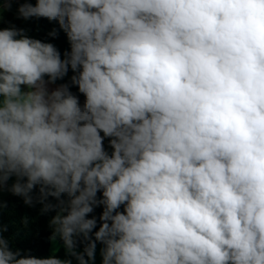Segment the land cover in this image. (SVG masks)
<instances>
[{
	"label": "clouds",
	"instance_id": "obj_1",
	"mask_svg": "<svg viewBox=\"0 0 264 264\" xmlns=\"http://www.w3.org/2000/svg\"><path fill=\"white\" fill-rule=\"evenodd\" d=\"M16 16L56 21L69 49L0 28V193L55 211L66 258L22 254L0 223V264H96L98 244L100 264H264V0Z\"/></svg>",
	"mask_w": 264,
	"mask_h": 264
},
{
	"label": "trees",
	"instance_id": "obj_2",
	"mask_svg": "<svg viewBox=\"0 0 264 264\" xmlns=\"http://www.w3.org/2000/svg\"><path fill=\"white\" fill-rule=\"evenodd\" d=\"M29 2L34 4L35 0H29ZM20 3L13 4L12 8L14 11L12 10L7 15L5 14L4 22L0 25V28H7L12 25H15L16 27L18 26L17 28H23L19 23L21 20L13 18ZM32 24L37 25L38 29L34 32L31 38L53 43L60 50L61 54L69 49L67 37L65 33L59 29V25L56 21H49L46 18H31L28 20V24L25 27ZM25 27L23 29H26ZM53 28L58 31V36L55 38L48 36V33ZM71 74L72 73L70 72L69 76H71ZM67 80L68 77H65L64 81H58L57 84L66 82ZM71 90L78 94L75 87ZM80 99L84 100V97L80 95ZM49 200L53 203L56 202L55 199L51 197ZM3 202L6 207L0 211V223L7 227V231H5L3 235L5 238L9 239L10 247L13 249H20L22 254H30L38 258H46L49 255H53L54 253L51 252L52 242L54 241L51 239L53 230L50 227L49 221L56 212L52 211L46 214H41L40 209L42 205H25L22 197L13 194ZM100 212L101 209L97 208L94 215L98 217ZM55 240L59 244V249L54 255L60 258H66L62 241H60L58 237ZM97 246L101 247L99 244ZM79 247L82 248L83 245H79ZM73 264H76L74 259Z\"/></svg>",
	"mask_w": 264,
	"mask_h": 264
},
{
	"label": "rangeland",
	"instance_id": "obj_3",
	"mask_svg": "<svg viewBox=\"0 0 264 264\" xmlns=\"http://www.w3.org/2000/svg\"><path fill=\"white\" fill-rule=\"evenodd\" d=\"M4 22V18H3V20L2 21H0V25H2V23ZM20 23V25H22V27L24 28L25 26H27V24H28V20H22V21H20L19 22ZM18 27V26H17ZM26 29V34L29 36V37H31L33 34H34V32L35 31H37V29H38V26L37 25H35V24H32V25H28V27H25ZM34 30V31H33ZM106 147H107V141H106ZM14 182V178H13V180H10L9 181V186L11 185V183H13ZM12 195V193L10 192V191H7V190H5V191H3L2 193H0V200H2V201H4V200H6L8 197H10ZM58 246H59V244H58V242L56 241V242H54L53 243V249H55V250H53L54 252L56 251V248H57V251H58ZM99 248H100V246H97V255H96V258H99V263H100V255L98 254L99 253ZM56 251V252H57Z\"/></svg>",
	"mask_w": 264,
	"mask_h": 264
},
{
	"label": "crops",
	"instance_id": "obj_4",
	"mask_svg": "<svg viewBox=\"0 0 264 264\" xmlns=\"http://www.w3.org/2000/svg\"><path fill=\"white\" fill-rule=\"evenodd\" d=\"M23 1H25V0H22V2H23ZM13 4H14V3H13ZM12 7H13V5H12ZM12 10H13V8H12ZM12 10H11V11H12ZM11 11H6V12H4V14H3V18L5 19V14L7 15V14H8L9 12H11ZM13 11H14V10H13ZM15 12H16V11H15ZM13 18H14V19H18L17 16H16V14H15V16H14ZM19 20L22 21L23 19H19ZM55 86H56V85H51L50 87H55ZM80 100H81V99H80ZM81 103H83V100H81ZM54 242H56V240H54V241L52 242L51 252L55 254V253H57L58 251H57V248H56V251H57V252H56V251H55V252L53 251V250H55V249H53V243H54ZM58 249H59V246H58ZM98 254H99V253H98ZM100 259H101V257H100ZM96 264H100V263H99V258H96Z\"/></svg>",
	"mask_w": 264,
	"mask_h": 264
},
{
	"label": "built area",
	"instance_id": "obj_5",
	"mask_svg": "<svg viewBox=\"0 0 264 264\" xmlns=\"http://www.w3.org/2000/svg\"><path fill=\"white\" fill-rule=\"evenodd\" d=\"M20 2H22V0H17V2H15V3H20Z\"/></svg>",
	"mask_w": 264,
	"mask_h": 264
}]
</instances>
